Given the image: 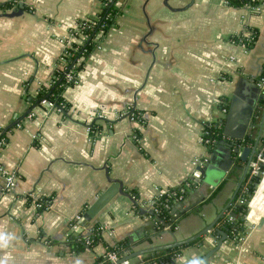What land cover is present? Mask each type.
<instances>
[{
	"label": "crops",
	"instance_id": "1",
	"mask_svg": "<svg viewBox=\"0 0 264 264\" xmlns=\"http://www.w3.org/2000/svg\"><path fill=\"white\" fill-rule=\"evenodd\" d=\"M20 1L25 3L21 14L0 15V136L17 122L0 144V168L16 176L15 188L7 190L0 171V233L11 237L0 247V259L7 258V264H94L106 254L104 242L80 252L69 244L94 223L101 225L107 243L128 237L139 249L189 237L214 221L244 175L243 147L253 145L242 144L234 155L229 140L250 135L258 140L257 151L264 145L258 81L264 67V4L256 9L227 0H118L117 25L64 91L69 109L38 108L30 117L36 106L30 109L27 93L36 94L52 80L66 41H83L71 29L79 19L96 17L104 3ZM250 27L259 30L252 48L232 38L248 34ZM232 104L231 134L213 148L203 143L204 123L223 117L228 122ZM195 157L202 160L197 165L201 175L194 177L185 198L175 201L172 213L178 219L170 232L171 221L156 220L147 201L159 188L190 180ZM114 181L120 191L78 231L84 212ZM130 191L139 194L141 211ZM261 193L264 200V186ZM42 197L49 205L40 211ZM263 213L257 220L246 219L241 240L228 235L209 263L264 264ZM217 226L165 264H207ZM147 254L132 259L144 264Z\"/></svg>",
	"mask_w": 264,
	"mask_h": 264
},
{
	"label": "trees",
	"instance_id": "2",
	"mask_svg": "<svg viewBox=\"0 0 264 264\" xmlns=\"http://www.w3.org/2000/svg\"><path fill=\"white\" fill-rule=\"evenodd\" d=\"M102 1L104 3V6L102 10L96 15V17L79 19L77 21V26L71 29V33L73 36L76 37L80 35V33H83L85 36L82 42L74 40L69 41V45L66 46L64 50L68 53L67 55L63 56V58L61 56L59 57L52 80L49 83L42 85L36 94L30 92L27 93V97L31 102L30 109L32 108V106H38L42 104V101L45 98L54 101L56 105L63 104L65 110L69 109L70 103L64 97V91L69 85H72L76 82L79 71L85 66L86 61L90 57L92 52L102 43L109 30L117 25L118 17L122 13V8L117 3L118 0ZM227 1L230 5L233 6H243L246 4L257 6L259 3H261V0ZM19 7L20 0H6L0 2V9L3 12ZM249 31V35L238 34L232 36V38L236 42H241L242 40V42H245L247 44V47L252 48L259 36V30L257 27H250ZM69 73L72 74L71 78L68 77ZM263 76L264 67L258 76V81ZM225 100L227 102L226 98ZM259 102V105L264 103V85L261 87V97ZM256 112L258 113L259 110L257 109ZM225 119L226 118L223 117L215 122H211V124L207 126V136L211 139H215V141L209 145L212 148L223 137H226L224 134ZM16 124L17 122H15L14 125H10L6 130H4V132L0 136V144L2 143L3 145H5L3 139L7 138L5 135L6 131ZM93 126L94 125H92V127ZM245 143L254 144L255 140L250 135L245 136L244 139L235 140V144L242 145ZM233 154L238 155V153H235L234 151ZM255 159H257L256 156ZM263 171L264 162H259V172L252 173V171L250 170L247 173L239 191L234 198V201L228 208L227 212L218 221L219 226L223 227L227 231L228 235L236 241H238L242 236V233L247 230L246 214L249 211V202L253 198L259 186V183L261 182ZM191 180L193 186L195 180L194 178H191ZM188 191L189 189H187V191L183 194L182 198H179L180 194L182 193L180 190V186L178 185L170 187L168 192L157 197L154 207H150L148 210L154 216L158 215L164 220L171 221L172 227L175 228L177 225L178 217H175L172 213L174 203L177 200L184 199ZM130 192L132 194V197L134 198L135 209L137 211H141L143 207L140 204L141 199L139 194L135 191ZM214 194L215 193H212L210 199ZM28 198L29 200H31L30 196ZM40 204L41 206L39 207V210L42 211L46 209V207H48L49 201L46 197H42V199L40 200ZM230 214H233V219L229 218ZM101 230V225L99 223H94L89 233H80L77 236H72L69 242L72 250L80 252L87 248H92L99 242H104L107 246L106 254L98 257L94 264H109L110 259L107 256V253L109 251H115L119 256H123L134 250L133 246L136 243L134 241H131L130 238L126 237L117 241L115 244H109L102 235ZM202 239L203 236L185 245L148 253L143 258L142 262L144 264H155V262L165 264L166 262L172 261L175 257H177L182 252V249L184 247L199 243L202 241Z\"/></svg>",
	"mask_w": 264,
	"mask_h": 264
},
{
	"label": "water",
	"instance_id": "3",
	"mask_svg": "<svg viewBox=\"0 0 264 264\" xmlns=\"http://www.w3.org/2000/svg\"><path fill=\"white\" fill-rule=\"evenodd\" d=\"M24 6H25V3L24 1H20V7L19 8H16V9H13V10H8L6 12H2L0 13V15H4V16H16V15H19L21 14L23 11H24ZM261 90V88H260ZM260 108V106H258ZM233 109H234V104H232V111H231V115L228 116V119L227 121L228 122H225V127H224V134L225 136L226 135H229L231 134L229 132V125H230V121H235L236 118H235V115H232L233 114ZM260 110V109H258ZM260 112V111H259ZM246 123H248L249 121H251V119H249V117H247V119L245 120ZM255 121V119L253 120ZM16 121L12 122L11 125H14ZM254 124V122H253ZM242 136L243 135H239L236 139H242ZM227 138V136L225 137ZM245 138V137H244ZM259 138V137H258ZM236 139H230V143H231V146L233 148L232 151H234L235 153H238V151L240 150V146L239 144H235V140ZM257 145H258V140L255 141V143L253 145H246L243 147L242 151H241V158L242 160L245 161V166H244V175L241 176L239 182H238V185L235 189V192L234 194L232 195V197L229 199V201L226 203V205L223 207V209H221V211L218 213L217 217L214 219V221H212L211 223H209L208 225H206L203 229H201L200 231H198L197 233L189 236V237H186V238H183V239H175L174 241L172 242H169V243H163V244H155V245H150V246H147V247H142V248H139V249H134L133 251L123 255V256H120L117 260L115 261H111L110 264H119L121 263L123 260H126V259H132V258H135L137 256H140V255H144L146 253H150V252H155V251H160V250H163V249H167V248H171V247H176V246H181V245H185V244H188L190 243L191 241L201 237V236H204L206 234H209L210 233V230L212 228H214V225L219 221V219L225 214V211L227 210V208L229 207V205L233 202L239 188L241 187L243 181H244V178H245V175L246 173L248 172V170L250 169V165H251V162L254 158V156L256 155V152H257ZM198 181H201V179H197ZM263 180V179H262ZM262 180L261 182L259 183V186L256 190V192L258 191L261 183H262ZM120 191V184L118 182H113L106 190H104L100 195L99 197L88 207V209L84 212V216H83V219L81 220V226L79 227L78 231H82V229L85 227V226H88V222L96 216V214L114 197V195ZM255 192V194H256ZM254 194V195H255ZM202 200V199H201ZM252 200V199H251ZM250 200V202H251ZM200 202V200L195 203V204H192V205H189L186 207V210L188 209H191L194 205H198ZM250 202H249V206H250ZM250 210V209H249ZM247 216H249V213L247 214ZM246 216V219L248 221L249 218ZM157 220L161 221L162 223H164L165 225H168V223L163 219L161 218L160 216H156ZM264 220V213L262 215V217L260 218V221H263ZM216 228V235H218V240H217V243L216 245L209 250V252L207 253L206 255V263L207 264H210L209 263V259H210V256L216 252L219 247H221V245L228 239V233L227 231L223 228V227H220V226H217L215 227ZM170 232L173 231V227H170L168 229ZM163 231H165V229H163ZM162 231V232H163Z\"/></svg>",
	"mask_w": 264,
	"mask_h": 264
},
{
	"label": "built area",
	"instance_id": "4",
	"mask_svg": "<svg viewBox=\"0 0 264 264\" xmlns=\"http://www.w3.org/2000/svg\"><path fill=\"white\" fill-rule=\"evenodd\" d=\"M263 4H264V0H261V3H259L257 6H252V5L251 6L253 8L259 9ZM249 34H250V31H248V34H246V35H249ZM80 35H82L83 38L85 36L83 33H80ZM69 41L70 40H67L66 41V46L69 45ZM239 43H242V44H244V45L247 46V44L245 42H242V40ZM67 53H68L67 51H64L62 53L61 57L63 58V56L67 55ZM68 77L71 78L72 77V74L69 73L68 74ZM259 84H260L261 87L264 85V76L261 77V79L259 80ZM38 108L45 109L46 111H49V110L50 111H57L59 113H64V112L67 111V110L64 109V105L63 104L62 105H56L54 101L45 98V99H43L42 104H40V105L36 106L34 109L30 110L29 113H28V115L30 117L35 116L36 115V109L38 111ZM224 111H227V108H224ZM130 113H131L130 116H131L132 119L137 118V114L133 110ZM210 124H211V122H209V123L208 122H205L204 123V126L202 128L201 137H200L201 138V141L203 143H205L206 145H210L211 143H213L215 141V139H211L210 137L207 136V134H208L207 126L210 125ZM91 128H92V126H90V129ZM33 137L34 138L37 137V134L34 133L33 134ZM255 156L257 157V159H255ZM255 156H254V158H253V160L251 162V165H250L251 166L252 173L259 172V169H258L259 168V161L260 160H263L264 153H262V151L260 149L259 151L256 152V155ZM193 163H194L195 169H194V171L192 173V177H190V180L188 179V180L184 181L183 183H181L179 185L180 186V190L182 192L180 194L179 198H182L183 197V194L187 191V189H189L190 186H192V180H191V178L200 177V175H201L200 168L197 167V165L198 166L199 165H202V160L200 159V157H195L194 160H193ZM0 171H2L3 174L6 177V183H5L6 189L7 190H12L13 188H15V185H16V176L13 173L8 172L4 168H0ZM168 191H169V188H159L156 191V194L154 196H152L151 198L148 199V201H147L148 202V205L150 207H154L155 201H156L157 197H159L160 195H162V194H164V193H166ZM241 201H243V200H241ZM38 206H41L40 202H39ZM46 208H48V207H46ZM247 214H246V216H247ZM229 218L230 219H233V214H230L229 215ZM239 239L241 240L242 239V236ZM107 256L109 257V259L111 261H115V260H117L120 257L115 251H109L107 253ZM119 264H142V263H141V261H134L133 259H126V260H123ZM155 264H162V263L155 262Z\"/></svg>",
	"mask_w": 264,
	"mask_h": 264
},
{
	"label": "bare ground",
	"instance_id": "5",
	"mask_svg": "<svg viewBox=\"0 0 264 264\" xmlns=\"http://www.w3.org/2000/svg\"><path fill=\"white\" fill-rule=\"evenodd\" d=\"M264 186V178L262 180V183L256 192V194L253 196L251 202H250V211H249V219L251 220H257L259 218V214L264 211V200L261 199V187Z\"/></svg>",
	"mask_w": 264,
	"mask_h": 264
},
{
	"label": "clouds",
	"instance_id": "6",
	"mask_svg": "<svg viewBox=\"0 0 264 264\" xmlns=\"http://www.w3.org/2000/svg\"><path fill=\"white\" fill-rule=\"evenodd\" d=\"M10 239V236L0 233V247H6ZM0 264H7V258L0 259ZM189 264H203V261L191 260Z\"/></svg>",
	"mask_w": 264,
	"mask_h": 264
},
{
	"label": "rangeland",
	"instance_id": "7",
	"mask_svg": "<svg viewBox=\"0 0 264 264\" xmlns=\"http://www.w3.org/2000/svg\"><path fill=\"white\" fill-rule=\"evenodd\" d=\"M261 151H262V153H264V145L261 147ZM259 162H264V157H263V160H260ZM259 169V168H258ZM264 178V171L262 172V179ZM261 179V180H262ZM249 209H250V206H249ZM250 211V210H249ZM248 211V212H249Z\"/></svg>",
	"mask_w": 264,
	"mask_h": 264
}]
</instances>
